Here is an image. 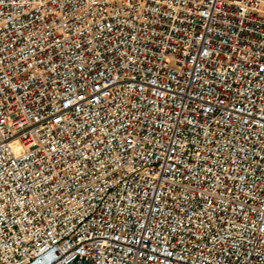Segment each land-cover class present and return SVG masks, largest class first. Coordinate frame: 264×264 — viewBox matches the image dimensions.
Listing matches in <instances>:
<instances>
[{
  "label": "built area",
  "instance_id": "1",
  "mask_svg": "<svg viewBox=\"0 0 264 264\" xmlns=\"http://www.w3.org/2000/svg\"><path fill=\"white\" fill-rule=\"evenodd\" d=\"M0 264H264V0H0Z\"/></svg>",
  "mask_w": 264,
  "mask_h": 264
}]
</instances>
